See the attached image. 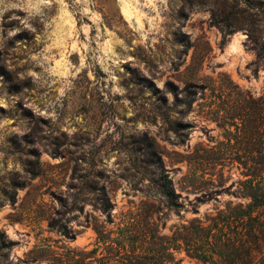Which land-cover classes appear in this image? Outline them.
I'll return each mask as SVG.
<instances>
[{"label":"rangeland","instance_id":"obj_1","mask_svg":"<svg viewBox=\"0 0 264 264\" xmlns=\"http://www.w3.org/2000/svg\"><path fill=\"white\" fill-rule=\"evenodd\" d=\"M231 3L0 0V264H125L163 245L162 264H220L173 238L251 201L263 29ZM155 165L178 210L150 187Z\"/></svg>","mask_w":264,"mask_h":264},{"label":"trees","instance_id":"obj_2","mask_svg":"<svg viewBox=\"0 0 264 264\" xmlns=\"http://www.w3.org/2000/svg\"><path fill=\"white\" fill-rule=\"evenodd\" d=\"M230 7L232 8L231 13L246 12L251 19L258 18L257 20L261 22L263 34L260 41L255 43L254 49L256 56L264 58V0H232ZM234 17L236 18V15ZM227 31L230 32V30ZM257 118H259L258 127H260L263 125L260 119L264 118L260 115V109L257 112ZM255 136L252 148L255 155L251 159V175L254 184L247 210L231 214L234 216L231 221L228 219V215L219 216L216 218V222L205 227L201 226V222L197 219L191 221L183 231L178 232L173 238L174 241L180 240L184 244L185 250L190 256H195L205 262L206 256L210 258L211 255H216L220 264H264V129L261 132L255 130ZM40 170L38 160L35 165L28 163V167L26 166L29 178L39 175ZM152 174L149 184L155 191L157 199L168 209L178 210L181 208L182 204L178 202L180 194L176 192L168 174L160 166H156ZM20 187L22 184L13 186L12 201L16 190ZM88 187L90 188V186ZM112 207L113 204L106 198L98 206L102 212L107 214L110 213ZM261 208L263 210L259 211ZM243 217L246 220H243ZM230 224L233 226L232 229L229 228ZM52 225L50 222L49 226ZM223 225L227 227L225 232H222ZM167 250L168 247L163 245L156 252L157 257L156 255L148 257L131 253L126 257L125 264H162L163 257L168 261H173L175 258ZM205 252H209V254H205ZM173 264L178 263L174 261Z\"/></svg>","mask_w":264,"mask_h":264},{"label":"bare ground","instance_id":"obj_3","mask_svg":"<svg viewBox=\"0 0 264 264\" xmlns=\"http://www.w3.org/2000/svg\"><path fill=\"white\" fill-rule=\"evenodd\" d=\"M235 47H236V45H235V43H233L232 46H231V48H235Z\"/></svg>","mask_w":264,"mask_h":264}]
</instances>
